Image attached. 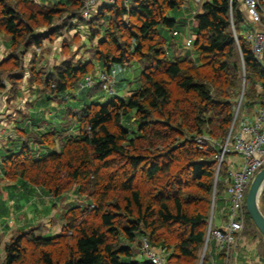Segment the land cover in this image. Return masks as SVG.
I'll return each instance as SVG.
<instances>
[{
  "label": "trees",
  "instance_id": "16d2710c",
  "mask_svg": "<svg viewBox=\"0 0 264 264\" xmlns=\"http://www.w3.org/2000/svg\"><path fill=\"white\" fill-rule=\"evenodd\" d=\"M182 4L114 0L84 21L78 0L47 6L0 0V33L10 39V53L0 62V89L3 77L14 91L26 76L28 87L37 92L41 88L51 96H79L82 101L72 114L77 134H24L2 158V174L52 197L74 189L88 202L65 208L60 216L63 227L55 236H36L38 227L17 231L5 244L0 264H150L132 249L136 243L138 251L142 238L166 253L167 264L196 263L207 237L216 149L207 144L198 150L195 139L207 136L223 144L228 136L239 92L240 58L245 103L264 99V72L239 36L245 16L238 0L202 3L189 23L196 58L168 57L163 33L176 27L168 14ZM73 20L87 30L90 60L75 65L64 61L42 73L33 51L30 65L24 66L30 49L71 29ZM133 63L144 65L137 77L139 88L120 98L114 89L116 67L126 69ZM112 69L116 73L109 94L98 84L96 72ZM86 77L95 85L79 89ZM226 175L220 169L215 202L217 192L226 188ZM245 218L252 223L246 211ZM207 256L206 251L203 264Z\"/></svg>",
  "mask_w": 264,
  "mask_h": 264
},
{
  "label": "crops",
  "instance_id": "0c3cea01",
  "mask_svg": "<svg viewBox=\"0 0 264 264\" xmlns=\"http://www.w3.org/2000/svg\"><path fill=\"white\" fill-rule=\"evenodd\" d=\"M33 1L36 4L39 5H50L55 2H67L69 3L71 0H29ZM184 1V0H183ZM208 0H187L184 1V4H182L181 8L185 11V16L181 18V21H183V24L185 23L186 26H188L189 31V23L191 21V18L195 14H199L201 12V5L204 2H207ZM194 3L195 9L191 7V4ZM102 5H109L108 0H98V6ZM187 5V6H186ZM192 9V10H191ZM180 20V19H177ZM71 29H62L67 30L68 33L70 31H74L73 34H78V46L77 41L73 42V40H69V42L65 43V48L62 49V44L57 41H51V40H44L41 44V49L39 47V53L36 52V56H39V62L41 61V66L45 64V60L42 57V53L47 50L52 57V61L54 62L53 67L56 65L61 64L66 59L64 55H68V50L71 52H74L72 55L75 59L81 58V61L87 62L90 60V46L87 41V30L85 26L82 23L71 21L70 23ZM62 30H60L58 35L62 34ZM174 31H178L177 28L173 29ZM173 32H167L170 41L168 42L166 40L165 45V51L168 57L175 59V58H182L187 57L189 59H195L196 55L192 52L191 48L188 49L185 47V39L184 36L179 33L177 36H173ZM4 35L0 33V62L5 60L8 57L7 51L3 48V42L1 41V36ZM58 35L56 37H58ZM6 36V35H5ZM183 36V37H182ZM191 37V36H190ZM47 44V47L43 48V45ZM73 46H77V49ZM67 50V51H66ZM76 51V54H75ZM88 52V53H87ZM62 53L63 56L60 54ZM81 54V55H80ZM75 55L77 57H75ZM27 54L24 55L25 60H30V58H27ZM51 60V59H50ZM48 58V61H50ZM31 62V61H30ZM29 62V64H30ZM38 59L35 60V63H39ZM28 64V63H27ZM134 68L138 69L139 71L142 70V68L138 67V63H135L133 65ZM130 65V67H133ZM128 68V67H127ZM125 69V68H122ZM126 72V69H125ZM99 73L96 72V75ZM138 76L134 75L133 79H136ZM26 76L23 78L22 82L24 85H19L20 87L18 90L11 91L10 87L5 85V82L1 85L4 86L3 89H0V102H2V105L4 107V116H5V122L6 125L3 127L1 133H0V163L2 158L7 154L9 150L13 149L11 147L19 144L21 140H24V134L28 135H36V133L43 131L42 127L46 128L50 127L49 130H54L57 133L60 134H66V133H73L70 130H67L66 125L61 128H54L53 125L46 123L42 116H34L30 118L29 113L27 112L29 108L31 109L34 105L35 99L36 100H42L44 97L43 95L47 96L48 93L43 91L41 88H39V92L36 91V89L29 88L28 85H26L25 80ZM117 82V81H116ZM19 83V82H18ZM20 84V83H19ZM116 88L119 90V85L116 83ZM260 90L261 88L258 87ZM135 90L131 91L134 92ZM36 95H34V94ZM34 95V98H33ZM51 96V95H50ZM61 96H64L67 98L64 94L57 95V96H51V100H57ZM103 97L100 101L103 100ZM50 98L47 100L51 101ZM64 98V99H65ZM72 102L74 103L75 107V113L81 108L82 101L80 100L79 96L77 98H72ZM84 103V101H83ZM77 104L79 107H77ZM248 106H253L254 110L250 118L243 119L239 118L237 125L234 127L233 134H236L240 127L244 125H248L253 121L254 116L256 115L258 108L260 106V102H253L249 103ZM247 106V107H248ZM12 107V108H11ZM70 110V109H68ZM65 114V113H64ZM238 116V115H237ZM64 118V115H63ZM59 119L58 117L56 120ZM35 120V124L33 121ZM55 120V121H56ZM237 120V119H236ZM63 125V124H62ZM26 126V127H25ZM24 127L27 128V133L24 132ZM65 127V128H64ZM37 128V129H36ZM44 130V131H45ZM74 131L73 134H77L78 131H75V128L72 129ZM17 133H20L22 136L20 137ZM62 134V135H63ZM242 159L234 154H230L225 158V161L223 163V166L225 167V170L230 169H237L241 166ZM224 184L225 180L223 179ZM0 191H1V201L2 202L0 206V263L4 258V248L5 244L8 243V241L15 235V233L21 229L31 228V227H39L40 225L44 227V231L46 233L52 232L55 236L58 233H60L61 229L58 226H53L55 224L54 218L57 216H61L65 210V206H70L69 203L72 202L70 199L67 198L66 194L62 195V202H59V208L62 210L60 212V209L58 210V207L56 204V201L58 200V197H52L49 195L45 190H43L40 187L33 186L31 184H28L27 182L21 181V180H15L10 181L7 180L1 170L0 166ZM223 196L225 197V190L223 191ZM69 197V196H68ZM79 200H82V197H79ZM225 201V200H224ZM24 203L22 206L21 204ZM65 207V208H64ZM259 207L261 212L264 215V187L263 190L259 196ZM9 215H11L9 217ZM59 218V217H58ZM213 218L208 222V226L211 225V228L218 229L222 227L221 221H219V225L213 224ZM53 224V225H52ZM253 225L247 220L245 221L244 229L240 233L239 238L236 243V247L231 251V257H230V264H264V255L261 252H258L260 245H256V241H253V238L259 237V232L257 230L253 231L250 230L249 227ZM247 226L246 230L245 227ZM254 226V225H253ZM251 228V227H250ZM245 230V231H244ZM44 232V233H45ZM211 242V243H210ZM207 255L209 256V263L208 264H225L226 263V257L223 252H221L217 246V243L215 240L211 239L207 242ZM139 252V249H138ZM138 259H144L139 253L137 255Z\"/></svg>",
  "mask_w": 264,
  "mask_h": 264
},
{
  "label": "built area",
  "instance_id": "2783aa9c",
  "mask_svg": "<svg viewBox=\"0 0 264 264\" xmlns=\"http://www.w3.org/2000/svg\"><path fill=\"white\" fill-rule=\"evenodd\" d=\"M82 2L81 18L84 21L90 19L98 6V0H78ZM243 9L245 22L251 26L248 32H244L245 41L249 44L250 52L264 72V0H238ZM114 0H108L112 4ZM232 17L230 11V18ZM231 22V30L234 31V39L238 46L237 35L234 30L233 22ZM177 31L173 32V36H177ZM185 39V47L190 49L192 45V37L187 36ZM116 70L112 69L108 72H99L97 74V82L101 89L112 92L114 83V75ZM95 81L89 77L78 85L79 89L85 87L92 88ZM5 116L4 107L0 102V133L3 129ZM233 126L230 128V134L226 137L223 144L213 142L207 136H199L195 139L198 150H204L207 144L212 145L216 151L213 159L216 162L219 174L220 167L225 158L234 154L242 159V164L237 169L227 170L225 178V203L228 204L229 216L221 228L214 229L208 226L206 241L215 240L217 246L226 257V263L230 264L231 251L236 247L240 233L244 229L245 218V199L248 188L255 175L264 168V99L260 102V106L253 121L240 127L236 134H233ZM218 177V175H217ZM140 255L150 264H167L166 257L158 252L142 238L139 246Z\"/></svg>",
  "mask_w": 264,
  "mask_h": 264
},
{
  "label": "rangeland",
  "instance_id": "374dc122",
  "mask_svg": "<svg viewBox=\"0 0 264 264\" xmlns=\"http://www.w3.org/2000/svg\"><path fill=\"white\" fill-rule=\"evenodd\" d=\"M15 1V0H14ZM183 1V0H182ZM184 1H187V0H184ZM184 1H183V4H184ZM194 3L191 4V7L193 8L194 7ZM187 6V5H186ZM195 9V7L193 8V10ZM192 10V9H191ZM169 18L171 19H174L176 21V27L179 31V33H181V35H185L184 37H187V36H191L193 37V31H189V28L188 26L185 25V23L183 24V21H181V18L185 19L184 16H185V11L180 8V9H175V10H172L169 12L168 14ZM177 19H180V20H177ZM41 29V28H40ZM40 29H38L37 31H40ZM232 29V28H231ZM251 29V26L249 24H240L238 26V31H239V36L243 39L244 36L243 33L244 32H248L249 30ZM63 31V30H62ZM74 31H70L68 33L67 30H64L62 32L61 35H58V37L54 36L52 39V41H57V42H60L61 44L62 43H68L69 40H73V42L77 41V46H78V43H79V36L78 34H73ZM163 36L164 38L169 42L171 39L168 35L167 32H164L163 33ZM182 36V37H183ZM234 37V35H233ZM1 41L3 42V48L5 49V51H7V53L9 54L10 53V39L9 37L5 36V35H2L1 36ZM236 42V41H235ZM43 44V43H42ZM237 45V44H236ZM77 46H73L74 49L76 48L77 49ZM91 46V45H89ZM47 47V44H44L43 45V48ZM238 47V46H237ZM41 49V47H40ZM33 51L34 53L36 54L37 51H39V48H34V49H30L26 54L28 55L27 58L29 57L30 60H25L24 57H23V63H24V66H28L30 65L29 62L32 61V56H33ZM67 51V50H66ZM41 52V51H39ZM37 52V53H39ZM68 55H64L65 58H70V59H66L65 61H68L69 63H71L72 65H75L77 62H83L81 61V56L79 57V59H74V55L71 57L69 55H72L74 52H71L68 50ZM91 52V50H89V53ZM88 53V52H87ZM240 52L238 51V56L240 57ZM25 54V55H26ZM62 56L63 54L60 53ZM75 54H76V51H75ZM41 55V54H40ZM36 56L35 59H38V62H39V56ZM81 55V54H80ZM63 56V57H64ZM42 57L43 59L45 60V64L43 66H41V61L39 63H37V68H40L44 73V72H49V71H52L53 70V65H54V62H51L53 59L52 57L50 56L49 52L47 50H45L43 53H42ZM75 57H77L75 55ZM48 58L50 61H48ZM240 63H239V66H240V74H239V84H238V89H239V92H238V95H237V101H236V104L234 105V116H235V120L234 122L232 121L233 123V127H235L237 125V122L239 120V118H243V119H247V118H250L252 113H253V110H254V107L253 106H248V103H245L244 102V90H245V86H246V77H245V71H244V66H243V63H242V60L241 58L239 59ZM28 63V64H27ZM63 63V62H62ZM132 66L135 65V63L131 64ZM138 67L140 68H144V65H142L141 63H138ZM56 66H61L60 64L59 65H56ZM7 67H9V65L7 64ZM128 67V68H127ZM126 67V72L125 70H123L122 68L123 67H119L117 66L116 68L118 69V74H117V77H116V80L119 85V90H117L116 86L114 87L115 91H116V94L118 97L122 98V97H127L128 95H130V92L133 91V90H137L139 88V82H138V79H133V76L136 75V76H139L140 75V71L138 69H136V67L134 68L133 67H130V66H127ZM3 77V76H2ZM27 79L25 80V83ZM5 82V85L8 84V81L5 80V78L3 77L2 78V84ZM19 83L18 86L15 87L16 90H18V88L20 87L19 85H24V83L22 82V80H19ZM27 85V84H26ZM34 94V93H33ZM36 95V94H34ZM34 95H33V98H34ZM44 97L42 98V100H36L35 99V102H34V105L33 107L27 111L30 115V118L34 117L35 115L36 116H42L44 117V121L46 123H49L51 125L54 126V128H58L60 127L61 125V128L63 126H65L66 124V129L67 130H70L71 132L74 133V131H72L73 128H75V131H78V127H77V124L75 122V120L72 118V114L75 113V105L74 103L72 102L70 98V96H67V98H65L64 96H61L60 98H58L57 100H51V96L48 94L47 96L43 95ZM48 98H50L51 101L47 100ZM65 98V99H64ZM248 106V107H247ZM77 107H79V105L77 104ZM12 108V107H11ZM70 109V110H68ZM65 113V114H64ZM236 114V115H235ZM63 115H64V118H63ZM238 115V116H237ZM234 116H233V119H234ZM59 118L56 120V118ZM237 119V120H236ZM56 120V121H55ZM35 122V120L33 121V123ZM35 124V123H34ZM63 124V125H62ZM232 126V125H231ZM5 127V126H3ZM26 127V126H25ZM24 127V132L27 131V128ZM45 127V126H44ZM42 127V130H45V128ZM65 128V127H64ZM231 128V127H230ZM37 129V128H36ZM51 129L50 127H47L46 130H49ZM133 131V130H132ZM27 133V132H26ZM73 133H66V134H63L62 137H66L67 135H71ZM18 134V133H17ZM220 169H222V171L225 172V167H220ZM217 165L214 169V181H213V184H214V188H213V191H212V194L210 196V199H209V206H208V216H209V220H211V218H213V224L216 223L215 225H219V221H221L222 224H224V222L227 221V218L229 216V211H228V204L225 203V197L223 196V193L218 191L217 192V196H216V202H215V193H214V189H215V184L217 182V180L219 179L218 177H216V173H217ZM220 172V170H219ZM0 194H1V191H0ZM66 196L67 198L65 199H70V202L69 205H83V206H86L88 204L87 202V199L85 198H82V200L80 201L79 200V196L77 194L76 191H74V189H72L71 191H69L68 193H66ZM69 196V197H68ZM56 198V197H55ZM81 198V197H80ZM2 197L0 195V201H1ZM62 196H59L58 197V200L56 201V205L58 207V210L60 209L59 208V202L61 203L62 202ZM2 202H0V206L2 205L1 204ZM22 206L24 205V203L21 204ZM68 208V206H65ZM64 207V208H65ZM66 208V209H67ZM62 210L60 209V212ZM63 213V212H61ZM11 215H9L10 217ZM59 217V218H58ZM54 221H55V224L53 226H58L60 229L63 227V221L61 220L60 218V215L57 216L56 218H54ZM245 221H246V218H244V225H245ZM248 221V220H247ZM251 221V220H250ZM249 222V221H248ZM250 223V222H249ZM252 224V223H251ZM251 227V228H250ZM249 227L250 230H253L255 231L256 228L251 225ZM247 226L245 227V230H246ZM244 230V231H245ZM44 227L43 226H39L35 232V235L36 236H41V237H52L54 234L52 232L49 231V233H44ZM253 241H256V245H260L258 252H261L263 255H264V238L259 234V237L258 238H253ZM126 242H119L118 245H126L125 244ZM205 243H206V240H205ZM203 245V247L201 248L200 250V253H199V256H198V260L196 261L195 264H199L200 263V260H201V257L203 255V252H204V256H203V259H202V262L201 264H203V261L205 259V253H206V249H207V243ZM211 243V242H210ZM137 246V244H133V248L134 251L137 253L140 254V251H136L135 248H138V247H135ZM156 250V252L164 255L166 257V253H164L163 251L159 250L158 248H154ZM205 250V251H204ZM209 259V256H207V260ZM209 263V261H207V264Z\"/></svg>",
  "mask_w": 264,
  "mask_h": 264
},
{
  "label": "water",
  "instance_id": "95a60500",
  "mask_svg": "<svg viewBox=\"0 0 264 264\" xmlns=\"http://www.w3.org/2000/svg\"><path fill=\"white\" fill-rule=\"evenodd\" d=\"M232 33L234 35L233 30H232ZM234 120H235V116H234L233 122ZM217 175H218V171L216 173V177ZM263 187H264V168L261 169L251 181L247 194H246V199H245L246 213L248 217L250 218L252 224L256 228V230L264 238V215L261 212L260 207H259V196L263 190ZM214 193H215V189H214ZM203 256H204V252H203V255L201 257L199 264H201Z\"/></svg>",
  "mask_w": 264,
  "mask_h": 264
}]
</instances>
